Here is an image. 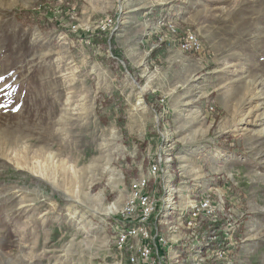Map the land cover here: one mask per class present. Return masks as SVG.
I'll use <instances>...</instances> for the list:
<instances>
[{"label":"rangeland","instance_id":"obj_1","mask_svg":"<svg viewBox=\"0 0 264 264\" xmlns=\"http://www.w3.org/2000/svg\"><path fill=\"white\" fill-rule=\"evenodd\" d=\"M159 1L0 0V133L23 132L12 143L0 137V264H120L113 223L121 209L103 212L82 197L103 193L104 206L124 205L131 181L158 160L165 133L169 172L179 178L180 166L214 190V213L197 239H186L214 236L210 253L224 256L196 264H264V0H173L186 6L176 30L194 31L204 43L198 55L180 53L166 26L154 32L152 21L164 13L147 11ZM29 8L46 27L15 17L14 9ZM107 19L113 22L103 29ZM114 94V104L104 103ZM139 95L147 110L132 109ZM187 107L199 121L190 128L192 115L179 118ZM45 128L63 153L49 139L32 142ZM42 145L55 153L54 180L41 173ZM180 152L189 158L183 164ZM204 152L205 165L192 161ZM161 178L151 180V191L156 184L161 193ZM178 229L183 242L190 228Z\"/></svg>","mask_w":264,"mask_h":264},{"label":"built area","instance_id":"obj_2","mask_svg":"<svg viewBox=\"0 0 264 264\" xmlns=\"http://www.w3.org/2000/svg\"><path fill=\"white\" fill-rule=\"evenodd\" d=\"M178 15L175 13L170 17H163L156 23V26L164 25L167 29L174 31L175 45L182 52L203 54L205 46L196 32L191 30L178 32L176 30L175 19ZM112 22L113 19H107L103 24V29L108 28ZM162 136L163 142L160 151L157 153L158 160L150 162L151 166L147 174H141L131 181L127 200L118 212V221L113 223V226L117 228L114 231L116 248L120 254L122 253L121 259L125 257L124 252L128 251L127 259L131 264H169L165 260V256L160 254L158 243H166L168 239L179 242L181 237L176 238L178 236L176 233L179 231L178 227L180 226L190 228L189 238L195 237L197 239L198 236L195 235L197 227L206 219V215H212L215 210L210 195L214 191L210 189L212 182L197 197L187 196L188 202L181 206L179 188L176 184H173L176 175L169 172L168 166L169 160L173 157L167 151L172 138L168 133L162 134ZM175 157L178 160V157ZM180 170L179 166V176L181 177ZM161 173H163V178L160 180L161 193L156 184L151 191V180L156 179L157 175ZM158 222L170 225L168 234L169 236L172 235L170 238L160 235ZM209 239L214 240L215 237L212 236ZM192 241V246L189 248L202 257L201 260L206 259V254H204L206 251L208 254H213L215 258L224 256V252L220 251L210 253L212 241H206V238L200 242ZM154 246L158 248L156 254L153 253ZM176 261L179 263L177 259Z\"/></svg>","mask_w":264,"mask_h":264},{"label":"crops","instance_id":"obj_3","mask_svg":"<svg viewBox=\"0 0 264 264\" xmlns=\"http://www.w3.org/2000/svg\"><path fill=\"white\" fill-rule=\"evenodd\" d=\"M172 2H173V0H165V1H161V2L159 1V3L152 5L147 12L153 14L154 16L163 12L164 14L163 15L161 14L159 17H161V16L162 17H168L172 13H177V15H178L177 11H180V9H182V11L179 12L178 17H176V19H177V21H183L182 17H184L183 12H185L186 6L179 5L177 7H174L175 3L171 4ZM167 5H169V6H167ZM160 9H161V11H159ZM156 20H154V21H156ZM154 21H152L153 26L152 25L151 26H152L153 30H156L154 32L157 33L158 30L154 29L156 27V22H154ZM177 49L179 50L180 53H183L179 48H177ZM205 159H206V152H204L203 155L200 156L199 158H194V160L192 159V161L194 163L200 162V163H202V165H205V163H206V161H204ZM193 162H192V164H193ZM181 174H182L181 177L175 178V181H176V185L179 188V193H180V195H182L184 200H186L187 196H189V195H191L192 197H197L198 194L201 192L200 191L201 184H203L202 191L208 185V183H206L205 178L201 179L199 176L194 178V177L188 176V175H186L187 177H185L184 174L182 173V171H181ZM195 186L197 189L195 188ZM193 193H195V194H193ZM160 226H161L160 227L161 228L160 233L163 235L166 233L165 229H167V226L165 224H163V225L160 224ZM189 233L190 232H187V233L182 235L184 237V239H186V237L187 238L190 237ZM167 234H169V231ZM167 241L168 242H166V243L165 242H159L158 248L160 250V254L165 256V260L168 263L174 264V261H176V259H177L179 261L178 264H196L197 261L201 260L202 257L198 256L194 251L190 250L189 247L192 246V243L189 241V239H186L183 242H173L169 239ZM113 243H114L115 249H116V239L113 240ZM158 248H157V246L156 247L154 246V248H153L154 254L157 253ZM116 251H117V249H116ZM204 254H206V256H208L207 251ZM183 255H185L184 259H182ZM171 258H173L174 260H172ZM119 261H120L119 262L120 264H131L130 261L125 257L123 259H120ZM203 263L204 262L199 263V264H203ZM138 264H142V263H138Z\"/></svg>","mask_w":264,"mask_h":264},{"label":"bare ground","instance_id":"obj_4","mask_svg":"<svg viewBox=\"0 0 264 264\" xmlns=\"http://www.w3.org/2000/svg\"><path fill=\"white\" fill-rule=\"evenodd\" d=\"M135 49H136V47L134 48V50H132V54L135 56L136 59H138V62L141 63L144 56L143 55L141 56V54L138 53ZM249 81H248V83L251 84L252 81H250V82ZM27 94L28 93L24 94V96H26ZM187 105H188V103H187ZM131 107L133 110H135V109L136 110H139V109L140 110H147V106L145 105V103L142 99V95L138 96L136 102L131 103ZM195 113H196V111L193 108L187 107L185 110H182L179 112V118L183 119L184 117L192 115V117L190 118L188 123H186V125L190 128V127H193L195 124L199 123V121L196 119V117H194ZM53 132H54V130H52V129L49 130L48 128H45L42 132V135L39 134V132H38V134L41 135L40 138L34 137L35 139L32 138V142L37 141V140L39 141V143L40 142H47L46 139H49L48 141H51V142L54 141L55 144L54 143H52V144L60 145V147H58V149L60 150L59 152L63 153L64 147H62V145L58 143L59 142V141H57L58 138H56L55 133H53ZM113 133L115 134V131L112 130V134ZM262 133H264V129L262 130ZM0 137H1L2 143H7V142L12 143L16 139H22V137H23L22 128L19 127L18 130L16 131V133H11L9 131H5V136H3L2 133H0ZM51 138L53 140H50ZM188 140H189L188 137H186V136L183 137L184 143H187ZM47 145H42L41 147H39L37 153L39 154L40 157L44 158L43 160H45L44 166L42 167L43 170L41 171L42 175L48 179L54 180L55 176H54V173L52 172V168H50V162L53 161V159L55 157V153L53 151H51L49 149L50 146L48 147ZM187 160H189V158H187V155L185 153H183V152L178 153V161L181 164H183ZM87 170H88V167L83 166L82 169H80L79 171L82 175H84L85 173H87ZM110 176H111L112 180H116L114 177V174L111 173ZM120 176H121V173H119L118 179L120 178ZM95 180H96L95 178H93V179L91 178L90 180L87 181L86 186L88 188H90L91 184L94 183ZM85 194L86 195L85 196L83 195L84 197H82V198L87 203H91V204L100 206L101 209L103 210V212L115 213V212H118L124 206L123 203L121 202V199L120 200L118 199V200L104 206V195H103V193H100L99 195H93L92 193H89L88 191H86ZM125 202H126V200H125ZM252 227H253V229L256 227V221L253 222ZM249 257H251L250 254H248L247 258H249Z\"/></svg>","mask_w":264,"mask_h":264},{"label":"trees","instance_id":"obj_5","mask_svg":"<svg viewBox=\"0 0 264 264\" xmlns=\"http://www.w3.org/2000/svg\"><path fill=\"white\" fill-rule=\"evenodd\" d=\"M13 12H14V15H15V17L18 19V20H20V21H24V22H27V23H39L41 26H43V27H46L47 26V22H45V23H43L42 22V19L41 18H38L37 16H36V12H35V10L34 9H31V8H29V9H14L13 10ZM48 24H49V22H48ZM52 24V25H51ZM50 25H49V27L50 26H57L56 24H54V23H51ZM111 66H112V68H114L115 70H120L119 69V64H118V62L117 61H114L113 62V64H111ZM105 96V95H104ZM115 97H118V95L117 94H114V95H112V97H109V96H105L104 98H105V101H104V103H107V104H109L110 106L112 105V104H114V98ZM122 101V98L121 99H119L118 100V103H117V105H118V107L120 108V109H123V104L124 103H122L121 102ZM101 111V110H100ZM104 114L102 113V111H101V116H103ZM218 227V226H217Z\"/></svg>","mask_w":264,"mask_h":264}]
</instances>
